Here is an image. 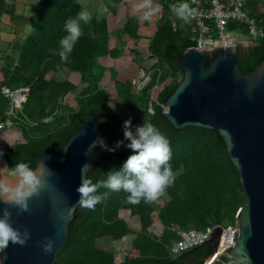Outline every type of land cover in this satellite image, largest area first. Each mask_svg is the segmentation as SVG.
Listing matches in <instances>:
<instances>
[{
	"label": "trees",
	"instance_id": "16d2710c",
	"mask_svg": "<svg viewBox=\"0 0 264 264\" xmlns=\"http://www.w3.org/2000/svg\"><path fill=\"white\" fill-rule=\"evenodd\" d=\"M98 1L104 4V18L93 17L90 24L82 25L84 34L66 62L55 53L59 39L65 34V20L85 9L79 0H38L33 33L22 41L12 42L6 50L1 42L4 56L0 62V117L4 118L10 109V102L1 93L3 86L10 90H30L20 121H17V129L26 143L6 147L3 159L9 167L23 160L35 169L37 155L61 146L94 117L98 118L104 133H115L123 138V132L112 125L116 115L110 109V95L100 88L105 69L98 60L106 55L113 59L118 57L117 51L109 48L107 17L116 15L125 0ZM158 2L161 13L149 45L151 58L157 62L151 80L141 91H137L131 81L115 80V90L123 109L156 126L169 140L175 182L165 190L167 200L158 198L163 201L158 207V221L163 231L156 235L149 232L155 213L153 202L130 204L123 191L112 192L96 204L94 210L79 208L68 244L59 253L56 264H115L113 253L97 248L95 242L105 237L119 242L128 236H134L133 247L120 264H204L215 252L211 242L199 246L196 251L172 257L170 249L179 241V233L202 232L214 223L220 228L235 226L236 215L246 204L239 173L218 135L196 128L175 132L160 115L165 98L183 80L177 58L196 46L197 32L192 21L177 19L169 9V5L177 3H186L190 7V0ZM15 3L16 0L7 5L0 0V33L4 16L15 21ZM263 3L264 0H248L246 9L249 17L264 29ZM261 5L263 10H259ZM138 30V21L129 17L122 32L136 40ZM227 31L246 36L249 26L230 22ZM237 53L241 70L252 74L264 62V39L248 47L239 46ZM60 69L79 75L82 84L87 85L77 98V110L65 103V98L76 91V86L69 81L47 78L49 73ZM178 75L181 77L179 81L176 80ZM170 77L175 81L158 95V102L153 104L152 90ZM150 107L153 113H150ZM133 122V126L139 125L138 120ZM126 150L122 156L100 161L98 168L89 174L90 179L96 182L104 178L103 172L118 168L131 154V150ZM104 191L106 189L99 190L100 193ZM122 213L140 220L139 232L131 230L119 217Z\"/></svg>",
	"mask_w": 264,
	"mask_h": 264
},
{
	"label": "water",
	"instance_id": "95a60500",
	"mask_svg": "<svg viewBox=\"0 0 264 264\" xmlns=\"http://www.w3.org/2000/svg\"><path fill=\"white\" fill-rule=\"evenodd\" d=\"M237 49L186 50L177 58L183 80L159 111L175 132L196 128L216 133L239 173L246 204L236 215L232 244L217 253L221 230L214 223L217 229L209 242L215 252L204 264H264V62L252 74L244 73ZM122 139L118 134L104 133L94 117L61 146L37 155L35 170L45 184L38 196L28 200V210L20 212L0 201V216L7 208L13 227L21 232L27 228L31 233L24 245L10 243L0 253L6 257L4 264H56L78 218L77 188L83 165L91 166L90 174L100 161L122 156L127 152L123 145L113 152L99 144L103 140L112 148ZM25 143L23 137H15L1 149L6 152L8 146ZM4 156L0 157V179L11 181ZM46 238L54 242L51 253L41 246Z\"/></svg>",
	"mask_w": 264,
	"mask_h": 264
},
{
	"label": "clouds",
	"instance_id": "9594fccd",
	"mask_svg": "<svg viewBox=\"0 0 264 264\" xmlns=\"http://www.w3.org/2000/svg\"><path fill=\"white\" fill-rule=\"evenodd\" d=\"M170 12L177 19L187 22L191 11L186 3L169 5ZM93 19L92 12L81 9L75 16L69 17L63 24L65 33L58 41L57 54L62 62L69 60L71 53L80 37L84 34L82 25H88ZM144 19H148L145 16ZM127 141V143H125ZM102 148L116 151L122 145L131 150V154L118 167L103 172V179L93 182L89 177L91 166L83 165L81 169V184L77 188L79 205L94 210L96 204L106 199L112 192L123 191L125 199L130 204L141 201L150 203L158 199L165 190L173 185L175 176L172 165V151L168 138L156 126L144 122L133 126L131 119L123 122V139L115 142L112 148L99 141ZM95 146V143L93 144ZM2 155V154H0ZM11 181L0 179V201L6 205L18 208L20 212L28 210V200L38 196L45 180L37 173L29 162L17 161L9 167ZM100 189H106L100 193ZM31 237L30 231L23 232L13 227L11 213L7 208L0 216V253L11 244L24 245ZM46 253L54 251V242L50 238L40 242ZM6 257L0 256V264Z\"/></svg>",
	"mask_w": 264,
	"mask_h": 264
},
{
	"label": "rangeland",
	"instance_id": "374dc122",
	"mask_svg": "<svg viewBox=\"0 0 264 264\" xmlns=\"http://www.w3.org/2000/svg\"><path fill=\"white\" fill-rule=\"evenodd\" d=\"M33 1L34 0H29V2L28 0H16L15 5L19 6V8L17 7V10H15V12H17V16H15L17 19L19 17H22V19L20 18L19 22L7 19L5 22L7 25L6 32L12 37L13 42L16 40L22 41L33 33V28L30 26L32 23H35V15L33 12L34 8L31 7L33 5ZM79 2L85 9L92 12L94 18H104V4L102 1L79 0ZM263 5L259 7V10H263ZM159 9L160 6L158 0H125V5L118 10L116 15L107 17L110 30L109 48L110 50L117 51L118 57L113 59L106 55L99 58V65L105 69L104 76L100 82V88L107 91L110 95V109L116 115V119L112 121V125L122 132L123 122L125 120L131 119L132 124L134 123L133 121L138 120L139 125H142L146 121L139 119L136 113L123 109L118 101L115 90V80L123 82L131 81L132 83L137 80L139 82H148L151 80V76L154 73V68L157 65V62L155 59L151 58L149 45L150 39L157 27ZM145 16H148V19H144ZM129 17L137 20L139 24L138 38L136 40L130 39L122 32L123 26ZM23 26L27 29L25 33H21L23 32ZM29 26L30 28L28 30ZM18 33L20 35H18ZM232 36L236 37L239 35L233 34ZM0 42L6 43L7 45L11 44L10 41H5V39H0ZM2 47L5 50L10 48H7L6 46L4 47L3 45ZM2 59L3 56L2 58L0 56V61H2ZM47 78L58 82L69 81L76 86V91L69 94L65 98V103L71 109L77 110V98L87 87L86 84H82L80 76L77 74H71L66 69H60L57 72L49 73ZM180 78L181 77L178 75L176 80L179 81ZM174 81L175 78L170 77L163 83L158 84L151 92V102L153 104L157 103L158 95ZM136 90L138 91V89ZM150 113H153L152 107H150ZM14 136L19 139L23 137L19 129L13 128L12 131L7 133L5 143L15 138ZM164 194L165 192L160 197H162L163 200H167V197H164ZM162 203L163 201L159 199L153 201L155 213L153 214V225L149 232L154 235L163 231V226L158 221V207H160ZM119 217L127 223L131 230L136 232L140 231V220L131 217L129 213H122ZM133 238L134 236H128L119 242H115L109 237H105L97 240L95 242V246L99 249L113 253L115 264H120L124 261L125 256L131 252L133 247ZM172 257L175 256L172 255Z\"/></svg>",
	"mask_w": 264,
	"mask_h": 264
},
{
	"label": "built area",
	"instance_id": "2783aa9c",
	"mask_svg": "<svg viewBox=\"0 0 264 264\" xmlns=\"http://www.w3.org/2000/svg\"><path fill=\"white\" fill-rule=\"evenodd\" d=\"M7 5H12L14 0H4ZM248 0H190V21L194 23L197 32L195 39V49L199 51H211L215 48H238L242 45L254 44L264 39V29L249 17L246 9ZM230 22L245 23L249 26V33L246 36H236L227 31V25ZM1 47V42H0ZM0 56L3 53L0 49ZM1 62V61H0ZM149 82V81H148ZM148 82L134 81V85L141 91ZM1 93L10 102V109L4 118L0 117V157L6 152L1 149L5 144L7 133L17 128V121H20V115L23 106L27 103L29 96L28 88L10 90L6 86L1 88ZM218 228L221 235L218 242L217 253L226 250L233 241V236L237 230L235 226ZM217 227H209L205 231H185L179 233V241L172 245L170 252L172 255L179 256L184 252L191 251L203 244L209 242ZM225 243V246H223Z\"/></svg>",
	"mask_w": 264,
	"mask_h": 264
},
{
	"label": "crops",
	"instance_id": "0c3cea01",
	"mask_svg": "<svg viewBox=\"0 0 264 264\" xmlns=\"http://www.w3.org/2000/svg\"><path fill=\"white\" fill-rule=\"evenodd\" d=\"M18 1H22V0H18ZM28 2H29V0H28ZM37 3H38V0H34L33 1V5L31 6V7H33L32 9H33V12H34V15H35V7H36V5H37ZM160 6V5H159ZM17 7L19 8V6H16V10H17ZM160 13H161V6H160V9H159V16H160ZM17 14V12H15V15ZM17 16V15H16ZM15 16V17H16ZM22 19V17H19L18 19H17V17H16V20L15 21H17V22H19V19ZM7 19H9L10 20V18L8 17V16H4L3 17V19H2V22H3V24H2V31H1V33H0V39L2 40V39H5V41H10V43H12L13 42V40H12V37L6 32V24H5V22H6V20ZM159 19V18H158ZM14 21V22H15ZM34 24L35 23H32L30 26L34 29ZM30 26L28 27V30H29V28H30ZM22 31L23 32H21V33H25V31H27V29H25V27L23 26L22 27ZM155 32V31H154ZM154 34V33H153ZM18 35H20L19 33H18ZM2 45L5 47H9L10 45H7L6 43H3L2 42ZM250 45H252V44H248V45H246V46H244V47H248V46H250ZM243 46V45H242ZM3 51H5V50H3ZM0 78H1V76H0Z\"/></svg>",
	"mask_w": 264,
	"mask_h": 264
},
{
	"label": "bare ground",
	"instance_id": "6f19581e",
	"mask_svg": "<svg viewBox=\"0 0 264 264\" xmlns=\"http://www.w3.org/2000/svg\"><path fill=\"white\" fill-rule=\"evenodd\" d=\"M14 137H16V136H14ZM225 246V243H223V246L222 247H224Z\"/></svg>",
	"mask_w": 264,
	"mask_h": 264
}]
</instances>
